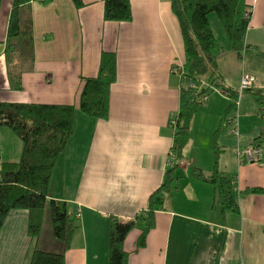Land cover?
Here are the masks:
<instances>
[{
    "label": "crops",
    "instance_id": "obj_1",
    "mask_svg": "<svg viewBox=\"0 0 264 264\" xmlns=\"http://www.w3.org/2000/svg\"><path fill=\"white\" fill-rule=\"evenodd\" d=\"M13 1L2 0L0 9V102L76 107L74 135L55 167L49 198L68 202L78 218L66 264H109L111 217L144 213L169 166L172 120L187 85L173 71L176 62L185 63L179 21L169 0H130V22L105 21L104 0H81V6L32 0L35 63L17 90L6 52ZM245 2L251 12L246 54L240 58L227 40L218 70L228 89L239 92L245 75L254 78V86L232 110L229 97L211 87L217 92L203 103L198 139L190 137L184 149L177 191L156 212L145 247L138 248L144 222L124 242L129 264H264V194L246 192L264 189V162H242L236 154L264 142V109L252 93L264 95V0ZM104 53H114L117 63L105 120L79 109L83 79L97 77ZM190 143L198 144L202 157L188 155ZM216 146L219 174L233 182L239 212L223 211L218 185L192 177V168L213 174ZM22 151L21 140L0 127V166L19 161ZM28 224L27 210L9 214L0 234V264H29L36 249L62 251L48 208L38 240L29 236Z\"/></svg>",
    "mask_w": 264,
    "mask_h": 264
},
{
    "label": "trees",
    "instance_id": "obj_2",
    "mask_svg": "<svg viewBox=\"0 0 264 264\" xmlns=\"http://www.w3.org/2000/svg\"><path fill=\"white\" fill-rule=\"evenodd\" d=\"M32 0H14L9 19L6 52L8 74L12 86L22 89V75L32 71L35 63V39ZM81 6V0H73ZM177 17L185 49L183 65L184 81L205 80L206 86L193 91L188 85L181 90L180 110L172 125L175 130L170 162L161 186L151 194L147 209L133 219L111 217L109 230V264H129V253L124 249L128 235L144 222L138 248L146 246L147 236L155 226V214L164 210L167 199L178 189L181 177V161L189 141L190 127L201 98L211 87L219 89L231 101L230 109L237 106L239 92L228 89L218 70V57L225 47L220 45L210 26V14L217 15L229 48L243 58L247 51L246 33L251 12L245 0H169ZM105 21L130 22L133 18L130 0H104ZM2 0H0V9ZM117 79V63L114 53H104L99 74L83 79L79 109L82 113L107 119L110 111V90ZM251 91V90H250ZM249 92V90H248ZM197 95H196V94ZM264 109V95L252 92ZM195 94V96H194ZM76 107L68 105L21 104L0 102V127L10 129L22 142L19 161L4 162L0 166V234L9 214L14 210L29 212L28 234L38 240L42 231L46 209H49L53 235L62 244L59 253L36 249L29 264H66V252L71 248L79 228L76 213L69 203L50 199V185L55 167L64 155L74 135ZM264 145V142L257 141ZM260 163L264 162L262 158ZM192 177L218 185L224 212H239L233 182L219 174L217 164L212 175L200 169L192 171ZM264 194L263 188L246 191Z\"/></svg>",
    "mask_w": 264,
    "mask_h": 264
},
{
    "label": "built area",
    "instance_id": "obj_3",
    "mask_svg": "<svg viewBox=\"0 0 264 264\" xmlns=\"http://www.w3.org/2000/svg\"><path fill=\"white\" fill-rule=\"evenodd\" d=\"M183 65L182 63H178L176 62V64L174 65L173 71L176 75L180 76V78H182L184 80V74H183ZM193 91H200L201 89H203L202 87H204V83H202L201 81L198 82H189L187 84ZM254 86V78L252 76L249 75H245L242 78V83H241V87L239 90V98L240 95H242V93L247 90L250 89ZM196 94V93H195ZM194 94V96H195ZM197 95V94H196ZM209 97L208 94H205L202 98H201V102L202 103H206L208 101ZM175 124V119L172 120V125ZM232 133L235 135H238V130L236 128H233ZM236 154L238 156V158L242 161V162H248V163H259V161L264 158V145H260L258 143L252 144L244 149H236ZM171 160V159H170ZM184 164V161H181V165Z\"/></svg>",
    "mask_w": 264,
    "mask_h": 264
},
{
    "label": "rangeland",
    "instance_id": "obj_4",
    "mask_svg": "<svg viewBox=\"0 0 264 264\" xmlns=\"http://www.w3.org/2000/svg\"><path fill=\"white\" fill-rule=\"evenodd\" d=\"M209 19H210V26H211V28H212V30L214 32V35L218 39V42L220 43V45L226 44L227 39L225 38L224 32L222 30V27L220 25V22H219V19H218L217 15L212 13L209 16ZM216 92H217L216 89H210V91L207 93L208 97L210 98L211 96H214V94H216ZM245 94H248V91H246ZM204 105L202 104V105H200L198 107V109H197V111L195 112V115H194L195 121H194V123H191L190 136H189V139L191 137V142L194 139L195 140L198 139V137H199V135L201 133L200 130L203 129V127H204V125L201 126V123H200L201 119H202L201 110L204 109ZM192 122H193V120H192ZM198 123H199V125H197ZM221 131H222L221 128L218 129V130H215V134L216 135H220ZM196 133H197V137H196ZM215 134H214V136H215ZM199 149H200V147H198V144L197 145H192V143H190L188 155L190 157H194V156L202 157L203 156V151H200ZM220 150H221V146H218V147L216 146V151L215 150L213 151V153H214V162L217 164V166H218V161H219L220 154H221ZM217 169H218V167H217ZM193 170L194 169L192 168L191 172Z\"/></svg>",
    "mask_w": 264,
    "mask_h": 264
},
{
    "label": "bare ground",
    "instance_id": "obj_5",
    "mask_svg": "<svg viewBox=\"0 0 264 264\" xmlns=\"http://www.w3.org/2000/svg\"><path fill=\"white\" fill-rule=\"evenodd\" d=\"M45 1V0H44Z\"/></svg>",
    "mask_w": 264,
    "mask_h": 264
}]
</instances>
